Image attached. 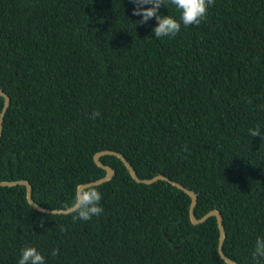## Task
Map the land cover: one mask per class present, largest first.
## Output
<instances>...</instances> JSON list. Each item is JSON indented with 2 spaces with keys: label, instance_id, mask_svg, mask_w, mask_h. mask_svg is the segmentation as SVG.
Wrapping results in <instances>:
<instances>
[{
  "label": "trees",
  "instance_id": "16d2710c",
  "mask_svg": "<svg viewBox=\"0 0 264 264\" xmlns=\"http://www.w3.org/2000/svg\"><path fill=\"white\" fill-rule=\"evenodd\" d=\"M133 8L0 0V90L11 100L0 182L27 181L38 206L68 210L78 184L106 176L95 155L115 152L141 180L193 192L196 219L218 211L225 255L253 264L264 237V142L249 135L264 133V0H215L199 25L162 38ZM160 14L180 20L170 0ZM101 163L115 177L97 187L104 211L89 221L38 213L24 187H0V264L28 246L46 264H226L216 219L193 226L181 191L135 183L115 157Z\"/></svg>",
  "mask_w": 264,
  "mask_h": 264
},
{
  "label": "clouds",
  "instance_id": "9594fccd",
  "mask_svg": "<svg viewBox=\"0 0 264 264\" xmlns=\"http://www.w3.org/2000/svg\"><path fill=\"white\" fill-rule=\"evenodd\" d=\"M134 5L132 15L140 16L137 24H146L153 18L157 21V25L153 28V34L156 38L175 37L183 26L199 25L206 19L209 5H214L215 0H170L180 11L179 22L171 15H161L160 9L165 6V0H130ZM150 7H146L149 6ZM251 101H249L250 103ZM100 116L99 112H94L92 118ZM249 135L252 137L259 136L264 142V133L259 127L249 129ZM102 195L95 186L77 185L75 189L74 199L70 205L75 212V219L89 221L93 216H99L104 209L100 206ZM43 226V225H41ZM59 249H53L52 256H57ZM253 264H264V237H257L252 252ZM17 264H46L45 257L36 247L28 246L21 249V255Z\"/></svg>",
  "mask_w": 264,
  "mask_h": 264
},
{
  "label": "water",
  "instance_id": "95a60500",
  "mask_svg": "<svg viewBox=\"0 0 264 264\" xmlns=\"http://www.w3.org/2000/svg\"><path fill=\"white\" fill-rule=\"evenodd\" d=\"M0 98H2L4 100L3 109L0 113V141H1L2 133H3L4 120H5V117H6L8 110L10 108L11 100L2 90H0ZM108 156H112V157H115L118 160H120L123 163V165L125 166V168L127 169L128 173L131 176V178L133 179V181L139 185L151 186V185L156 184L158 182H165V183L175 187L177 190L181 191L183 194H185L190 200V204H189V208H188V218H189L191 225L200 226V225H203L207 220H209L211 218L216 219L217 227H218V231H219V242L217 243L218 255H220L221 259L226 264H239L236 261L230 259L228 256H226L224 251H223V247H224V243H225V239H226V233H225V229L223 226V218H222L221 214L218 211H211V212L207 213L205 216H203L202 218L196 219L194 216V208H195V205L197 202V196L193 192L186 190L184 187L177 184L176 182H173V181H171L168 178L163 177V176H157V177L153 178L152 180H141L137 176L134 169L130 166V164L127 162V160L121 154L107 151V152L98 153L94 157V162H95L96 166H98L100 169H102L106 172L105 178L98 180L94 183L86 184V185L99 187L105 183L112 181V179L115 177V171L113 169H111L110 167H107L101 163V159L103 157H108ZM19 186L24 187L26 189L27 203L33 210H35L38 213L45 214V215H53V216H56V215L67 216V215H71V214L75 213L71 208L68 210L50 211V210H47L45 208L38 206L33 201L32 188L27 181L0 182L1 188H14V187H19Z\"/></svg>",
  "mask_w": 264,
  "mask_h": 264
}]
</instances>
